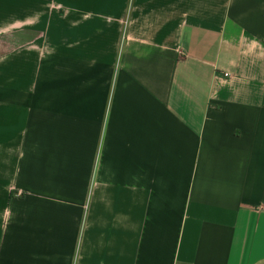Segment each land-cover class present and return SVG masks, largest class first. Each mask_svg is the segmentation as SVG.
I'll return each instance as SVG.
<instances>
[{
  "label": "crops",
  "instance_id": "crops-1",
  "mask_svg": "<svg viewBox=\"0 0 264 264\" xmlns=\"http://www.w3.org/2000/svg\"><path fill=\"white\" fill-rule=\"evenodd\" d=\"M0 264H264V0H0Z\"/></svg>",
  "mask_w": 264,
  "mask_h": 264
},
{
  "label": "rangeland",
  "instance_id": "rangeland-1",
  "mask_svg": "<svg viewBox=\"0 0 264 264\" xmlns=\"http://www.w3.org/2000/svg\"><path fill=\"white\" fill-rule=\"evenodd\" d=\"M7 39V38H6ZM6 39H4V40H6ZM6 41H12V39L11 38H9L8 40H6Z\"/></svg>",
  "mask_w": 264,
  "mask_h": 264
}]
</instances>
